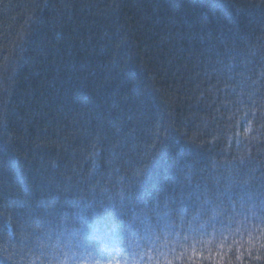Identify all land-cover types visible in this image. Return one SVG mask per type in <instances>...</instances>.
<instances>
[{
	"label": "trees",
	"instance_id": "trees-1",
	"mask_svg": "<svg viewBox=\"0 0 264 264\" xmlns=\"http://www.w3.org/2000/svg\"><path fill=\"white\" fill-rule=\"evenodd\" d=\"M161 249L264 264V0H0V264Z\"/></svg>",
	"mask_w": 264,
	"mask_h": 264
},
{
	"label": "snow or ice",
	"instance_id": "snow-or-ice-1",
	"mask_svg": "<svg viewBox=\"0 0 264 264\" xmlns=\"http://www.w3.org/2000/svg\"><path fill=\"white\" fill-rule=\"evenodd\" d=\"M149 232L151 234V240L153 243H155L157 240L161 239V237L159 235H156V233L151 228H149ZM185 239H187V237H185ZM163 242L167 243V241H163ZM221 245H223V241H221ZM149 251H151V249H149ZM173 251H174V249H173ZM186 252H187V249L185 248L184 253H186ZM184 253H182V254H184ZM147 254H148L147 251H140L138 253V255H147ZM109 255L111 256V254H109ZM117 255L125 256V255H132V254L130 252L125 253L123 250H120L117 252ZM157 256H164V260L156 259L155 264H173L174 259H179V257L168 258L167 254L163 251V249H161L157 253ZM107 264H120V261L117 259L116 256H111V258L107 260ZM133 264H135V259H133Z\"/></svg>",
	"mask_w": 264,
	"mask_h": 264
}]
</instances>
